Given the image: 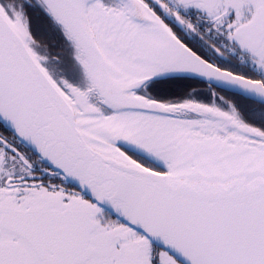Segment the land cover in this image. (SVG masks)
I'll list each match as a JSON object with an SVG mask.
<instances>
[{
	"label": "snow or ice",
	"instance_id": "1",
	"mask_svg": "<svg viewBox=\"0 0 264 264\" xmlns=\"http://www.w3.org/2000/svg\"><path fill=\"white\" fill-rule=\"evenodd\" d=\"M0 264H264V0H0Z\"/></svg>",
	"mask_w": 264,
	"mask_h": 264
}]
</instances>
